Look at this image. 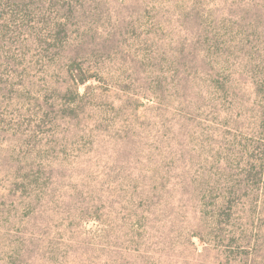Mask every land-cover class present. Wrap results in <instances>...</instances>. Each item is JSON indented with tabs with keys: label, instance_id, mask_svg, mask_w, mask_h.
<instances>
[{
	"label": "rangeland",
	"instance_id": "374dc122",
	"mask_svg": "<svg viewBox=\"0 0 264 264\" xmlns=\"http://www.w3.org/2000/svg\"><path fill=\"white\" fill-rule=\"evenodd\" d=\"M264 239V0H0V264H242Z\"/></svg>",
	"mask_w": 264,
	"mask_h": 264
},
{
	"label": "trees",
	"instance_id": "16d2710c",
	"mask_svg": "<svg viewBox=\"0 0 264 264\" xmlns=\"http://www.w3.org/2000/svg\"><path fill=\"white\" fill-rule=\"evenodd\" d=\"M261 233L262 228L256 229L248 244L240 248L244 254L241 256L242 264H264V239Z\"/></svg>",
	"mask_w": 264,
	"mask_h": 264
}]
</instances>
